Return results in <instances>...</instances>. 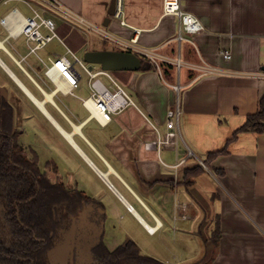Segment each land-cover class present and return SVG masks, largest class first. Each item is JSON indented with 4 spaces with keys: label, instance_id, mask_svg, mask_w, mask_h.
<instances>
[{
    "label": "crops",
    "instance_id": "0c3cea01",
    "mask_svg": "<svg viewBox=\"0 0 264 264\" xmlns=\"http://www.w3.org/2000/svg\"><path fill=\"white\" fill-rule=\"evenodd\" d=\"M57 1L115 40L104 38V46H93L82 27L64 21L40 0H3L0 91L12 108L19 103L24 110L25 97L39 116L35 144L16 129L22 132L19 144L38 160L41 171L99 203L77 222L76 236L84 245L78 262L89 263L87 246L102 235L111 251L132 241L142 255L164 264H264V134L239 133L234 138L264 97V0H181L183 10L205 26L194 43L182 44L176 41L179 21L164 15V0H124L126 25L109 15L112 0ZM32 7L54 21L59 37L39 51L45 62L68 50L83 58L89 51L103 50L138 55L140 69L112 75L134 104L102 125L78 98L91 95L87 75L76 96L55 93L44 75L45 65L28 54L26 39L10 35L9 27L17 30L24 18L33 16ZM7 17V24L2 23ZM136 31L138 47L167 59L160 63L175 65L180 58L185 64L180 78L177 69L175 83L150 59L122 44ZM43 32L49 34L45 28ZM223 51L231 53L230 60L223 58ZM8 63L35 86L42 100ZM204 64L221 73L202 74L194 68ZM67 97L75 101L68 105L63 101ZM177 105L181 136L159 145V137L164 140L169 132L168 112ZM218 152L206 162L210 153ZM111 239H119L112 248Z\"/></svg>",
    "mask_w": 264,
    "mask_h": 264
},
{
    "label": "trees",
    "instance_id": "16d2710c",
    "mask_svg": "<svg viewBox=\"0 0 264 264\" xmlns=\"http://www.w3.org/2000/svg\"><path fill=\"white\" fill-rule=\"evenodd\" d=\"M160 67L164 78L175 83L177 66L162 62ZM239 133L264 134V97L257 113L247 117L234 138ZM19 134L13 108L0 91V264H55L51 254L65 244L74 222L99 203L41 171L38 160L19 144ZM219 154L210 153L206 162ZM218 237L219 229L213 240L217 242ZM76 241L68 264H164L142 255L132 241L111 251L102 235L87 246L89 263L78 262L84 245L77 236Z\"/></svg>",
    "mask_w": 264,
    "mask_h": 264
},
{
    "label": "built area",
    "instance_id": "2783aa9c",
    "mask_svg": "<svg viewBox=\"0 0 264 264\" xmlns=\"http://www.w3.org/2000/svg\"><path fill=\"white\" fill-rule=\"evenodd\" d=\"M40 1L45 7L60 14L64 21L82 28L86 27L87 29L103 35L108 40H115L113 39L114 37L104 29L95 27L85 18L74 13L57 0ZM32 11L33 16L24 18L21 26L17 30L9 27L10 35L24 37L26 39L28 54L37 56L39 61L45 65L46 70L44 75L54 84L55 93L61 92L63 94L76 96L75 91L80 87L82 76L84 74L87 75L89 78L91 95L88 98H78L82 101L83 106L87 108L92 115H95L102 125L109 124L112 121L113 116L122 113L125 109L134 104L133 99L114 79L111 72L99 69L96 67L97 65L87 63L83 57L75 55L70 50H68L69 55L67 54L56 60L50 58L48 62H45L41 59L38 54L39 51L54 39H59V37L56 33V25L54 21L45 18L43 13L38 9L32 7ZM164 15L174 16L178 19L179 26L176 41L179 42V44H182L183 42L194 43L193 37L205 31V26L197 16L183 10L181 0H164ZM113 17L122 25H126L124 20V0H116V10ZM8 19L9 17L2 19V23L7 24ZM44 28L48 30L49 34H44ZM138 37L139 32L136 31L134 37L129 42H122V44L130 51H134L137 54L150 59L153 64L161 70L160 62L163 60L166 61L167 59L163 58L156 50L138 47ZM222 56L226 60L231 59V53L229 51H223ZM17 63L20 64V61H17ZM174 64L177 66L178 77L180 78L181 68L185 66V64L180 58L175 60ZM194 68L201 71L202 74L221 73L219 69L206 64ZM102 77H106L110 83L107 84L104 82ZM262 77H264V73H262ZM181 88L180 81H178L175 85V89L179 93ZM181 116L182 112L179 105H177L175 110H170L168 112L167 127L169 132L163 140L157 130L160 136L158 141L159 145L181 136L179 126Z\"/></svg>",
    "mask_w": 264,
    "mask_h": 264
},
{
    "label": "water",
    "instance_id": "95a60500",
    "mask_svg": "<svg viewBox=\"0 0 264 264\" xmlns=\"http://www.w3.org/2000/svg\"><path fill=\"white\" fill-rule=\"evenodd\" d=\"M116 10V0H112L109 15L114 16ZM110 18L106 19L104 26L107 27ZM84 60L93 65H99L105 71H136L141 67V58L131 52L117 51H89L85 53ZM264 70V68H263ZM85 214L82 215L84 217ZM77 222H74L71 233L66 237L65 244L59 246L52 254L51 260L55 264H68L73 261L74 250L77 246L76 241Z\"/></svg>",
    "mask_w": 264,
    "mask_h": 264
},
{
    "label": "rangeland",
    "instance_id": "374dc122",
    "mask_svg": "<svg viewBox=\"0 0 264 264\" xmlns=\"http://www.w3.org/2000/svg\"><path fill=\"white\" fill-rule=\"evenodd\" d=\"M83 29L85 30V32L91 36L92 39V44L93 46H102L103 44L100 42L101 39L103 40L105 37L103 35H100L99 33L92 31L90 29H87L86 27H83ZM107 29V28H105ZM92 34V35H91ZM108 40V39H107ZM109 41V40H108ZM110 46H115L114 44H112V42H110ZM104 46V45H103ZM116 47V46H115ZM82 53H80L79 55H81ZM0 56L3 58V53L0 52ZM6 62H8L6 59H4ZM10 64V63H8ZM10 66L12 67V69L16 72V74L23 80V82L26 84V86L30 89V91L39 99L42 100V95L38 92V90L35 88V86L29 82V80L22 75L12 64H10ZM98 68H100L99 66H96ZM112 75H114V72H111ZM85 77V76H84ZM38 80V78H36ZM102 80L104 82H107L108 80L105 77H102ZM7 89H5L6 91ZM7 94V98L10 100V96H8ZM22 103H24L25 105V111L27 112V116L30 115V117H26V115L24 114V110L22 108V105H18L19 103L13 104V109L15 112V128H17L18 130H21L23 132H25L26 135V140H29V142H31V144H35L36 140H39V134L37 131H39V116H37V113L35 112V110L32 108L31 104L28 102V100L24 98L21 99ZM11 101V100H10ZM30 101V100H29ZM57 103L64 109L67 111L66 107L59 101V99H56ZM64 103L70 105V103L74 102L75 100L72 97H67V98H63ZM47 110L52 113L55 114V111L53 109V107L49 104L45 105ZM19 107H21V109H19ZM30 109H29V108ZM20 131V132H21ZM22 133V132H21ZM116 239H111L109 240V246L110 248H112V246L114 247V242ZM119 239H117L116 241H118ZM116 246V245H115ZM89 256V255H88Z\"/></svg>",
    "mask_w": 264,
    "mask_h": 264
},
{
    "label": "bare ground",
    "instance_id": "6f19581e",
    "mask_svg": "<svg viewBox=\"0 0 264 264\" xmlns=\"http://www.w3.org/2000/svg\"><path fill=\"white\" fill-rule=\"evenodd\" d=\"M32 98H33L34 101H36V102L38 103V105H39L41 108H43V102L38 101V100H37L36 98H34L33 96H32ZM47 99H48V100H51V95H47Z\"/></svg>",
    "mask_w": 264,
    "mask_h": 264
}]
</instances>
